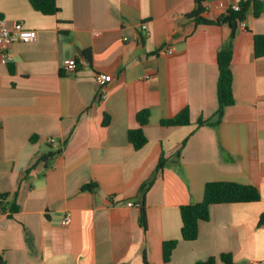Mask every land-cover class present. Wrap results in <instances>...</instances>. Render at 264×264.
<instances>
[{"label":"crops","instance_id":"crops-1","mask_svg":"<svg viewBox=\"0 0 264 264\" xmlns=\"http://www.w3.org/2000/svg\"><path fill=\"white\" fill-rule=\"evenodd\" d=\"M218 1L239 0H203L201 17L224 13ZM55 2L58 11L44 15L28 0H0L8 27L36 31L0 60V193L18 208L0 212V264L264 259V56L253 50L264 11L250 10L237 24L233 103L218 118L216 59L228 24L197 22L189 16L194 0ZM69 58H76L71 73L63 70ZM99 73L111 78L103 87ZM183 108L188 124L161 125ZM142 109L146 143L134 149L127 131ZM46 153L53 155L42 159ZM219 181L253 185L260 198L210 205L197 237L183 240L180 206L200 202L204 185ZM66 211L71 222L62 225ZM170 240L177 243L165 262L162 243Z\"/></svg>","mask_w":264,"mask_h":264},{"label":"trees","instance_id":"trees-1","mask_svg":"<svg viewBox=\"0 0 264 264\" xmlns=\"http://www.w3.org/2000/svg\"><path fill=\"white\" fill-rule=\"evenodd\" d=\"M32 8L41 14L52 15L58 11L55 0H28ZM203 0H194V9L189 14L197 22L205 24H228L231 33L228 42L217 53V101L218 107L216 115L218 118L222 115L223 109L233 103L231 90L232 74L230 71V61L232 55L231 42L237 24L244 20L246 14L252 10L254 16L264 11V0H239V10H227L222 13L217 19L209 20L201 17L203 11ZM253 50L255 57L264 56V34H255L253 36ZM148 110L142 109L135 115L137 127L127 131V139L132 144L134 149L141 148L146 143V137L142 127L148 122ZM109 122L108 116H105L102 123L106 125ZM189 122V114L187 108H183L176 115L169 119L160 121L164 126H179ZM207 121L198 120V124H204ZM184 143V142H183ZM182 143V144H183ZM53 153H46L42 159L47 160ZM162 165V159L158 162V168ZM8 193H0V212L8 211V215L12 216L17 211V206L14 203L8 205ZM260 198L259 190L249 184H242L231 181L208 182L204 185L202 200L195 204H187L180 206L181 218V238L186 241H192L197 237L198 224L200 221H205L209 217V207L213 204L237 203L257 201ZM140 223L145 227L146 218L143 202L140 206ZM264 224V212L260 214L258 225ZM177 241L170 240L162 243V258L167 262L171 256L172 250L175 248ZM220 259L226 264H233L231 258L227 254H221ZM196 264H216L214 258H208L204 261H199Z\"/></svg>","mask_w":264,"mask_h":264},{"label":"built area","instance_id":"built-area-1","mask_svg":"<svg viewBox=\"0 0 264 264\" xmlns=\"http://www.w3.org/2000/svg\"><path fill=\"white\" fill-rule=\"evenodd\" d=\"M211 4H207L206 7H210ZM216 8L223 10L226 12L227 10H239L238 3H229L224 1H218L214 5ZM243 25V22H239ZM141 28L144 31H148L147 24L144 22L141 24ZM36 39V31L34 29H28L22 26L21 22H15L11 27H8L6 21L3 18H0V60L5 63L8 61V49L10 45L14 42H28L34 41ZM168 54L172 53V47L166 49ZM76 69V58H69L63 63V70L67 73L74 72ZM96 82L100 87L105 86L108 82H110V76L105 73H99L95 76ZM53 140L50 139V142ZM131 205V203H128ZM71 222V215L68 211H66L60 223L62 225H68ZM250 264H264V259H255L251 260Z\"/></svg>","mask_w":264,"mask_h":264}]
</instances>
